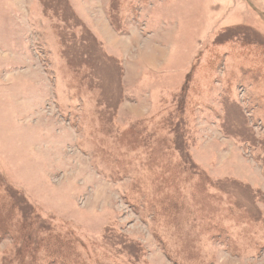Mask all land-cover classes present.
Listing matches in <instances>:
<instances>
[{"label": "rangeland", "instance_id": "1", "mask_svg": "<svg viewBox=\"0 0 264 264\" xmlns=\"http://www.w3.org/2000/svg\"><path fill=\"white\" fill-rule=\"evenodd\" d=\"M0 264H264V0H0Z\"/></svg>", "mask_w": 264, "mask_h": 264}, {"label": "trees", "instance_id": "2", "mask_svg": "<svg viewBox=\"0 0 264 264\" xmlns=\"http://www.w3.org/2000/svg\"><path fill=\"white\" fill-rule=\"evenodd\" d=\"M181 91H184V90H183V87H182ZM197 167H198V165H197ZM197 167H196V168H197ZM198 168H199V167H198ZM199 169H200V168H199Z\"/></svg>", "mask_w": 264, "mask_h": 264}]
</instances>
